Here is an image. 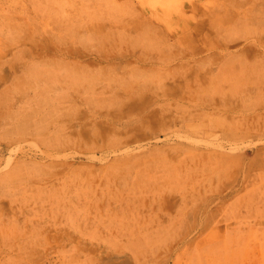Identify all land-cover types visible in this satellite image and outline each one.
I'll use <instances>...</instances> for the list:
<instances>
[{
  "label": "rangeland",
  "instance_id": "1",
  "mask_svg": "<svg viewBox=\"0 0 264 264\" xmlns=\"http://www.w3.org/2000/svg\"><path fill=\"white\" fill-rule=\"evenodd\" d=\"M0 264H264V0H0Z\"/></svg>",
  "mask_w": 264,
  "mask_h": 264
}]
</instances>
